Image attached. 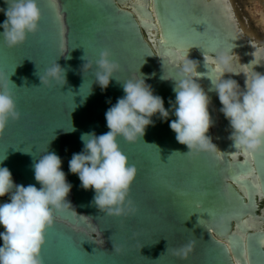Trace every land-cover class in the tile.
I'll list each match as a JSON object with an SVG mask.
<instances>
[{
	"label": "water",
	"instance_id": "obj_1",
	"mask_svg": "<svg viewBox=\"0 0 264 264\" xmlns=\"http://www.w3.org/2000/svg\"><path fill=\"white\" fill-rule=\"evenodd\" d=\"M37 3L42 18L35 34L12 48L0 35V74L13 83L21 113L0 134V167L11 171L15 184L40 188L34 162L47 152L61 158V170L72 185L71 205L55 213L40 254L43 264H264V206L257 213L264 201V152L248 156L234 148L232 129L208 78H215V52L234 47L239 58L235 70L244 72L251 68L246 65L254 58L251 53L261 49L222 1ZM7 7L0 0V9ZM5 19L0 11V24ZM105 49L120 65L114 76L121 83L112 79L102 90L94 72ZM187 52L204 74L198 83L210 97L213 126L207 135L216 152L181 154L189 149L169 126L176 119L169 103L175 102L176 59ZM87 62L92 67L82 68ZM55 63L65 69V84L42 83L37 72L43 76ZM254 70L264 74V64ZM140 76L163 98L170 115L167 120L153 116L154 123L134 143L118 137L121 151L137 169L128 197L136 211L107 215L93 204L94 190H84L69 171V160L83 150L82 133L109 131L106 111L124 96L122 83ZM231 78L244 88L243 73ZM5 202L8 196L0 197V204ZM189 241L195 246L187 259L173 255V249Z\"/></svg>",
	"mask_w": 264,
	"mask_h": 264
},
{
	"label": "clouds",
	"instance_id": "obj_2",
	"mask_svg": "<svg viewBox=\"0 0 264 264\" xmlns=\"http://www.w3.org/2000/svg\"><path fill=\"white\" fill-rule=\"evenodd\" d=\"M55 2L52 0V3ZM5 3L7 9H0L6 17L0 24L3 28L0 35L12 48L24 43L29 34L39 30L42 13L37 0H5ZM233 48L214 53L211 62L215 78H208L222 105L220 112L232 129L230 139L234 148L252 156L264 152V74L254 70L255 66L264 64L261 63L264 50L255 49L251 53L254 58L246 64L251 66L250 70L238 72L234 64L239 63V58L233 53ZM111 55L105 49L95 62V80L102 90L109 86L112 79L121 83L114 76L120 65L111 59ZM176 63L177 78L172 79L175 102L169 101L176 119L169 126L176 134V140L189 149L181 154L191 156L216 152V145L207 135L213 126L209 113L210 97L198 83L204 74L197 71L198 62L189 59L188 52L179 54ZM91 67L88 62L82 66ZM241 73L245 76L243 89L231 78V75ZM225 74H230L229 78L225 79ZM37 75L42 83L46 80L66 82L65 69L58 63L46 69L43 76L38 72ZM11 85L9 76L0 74V134L10 120L18 121L21 117ZM122 88L124 96L118 98L105 113L109 131L101 135L82 133L83 150L74 153L69 160V171L78 176L81 187L94 190L93 204L103 213L115 216L136 211L128 197L137 169L121 151L118 137L134 143L142 139L146 128L154 123L153 116L158 114L160 119L167 120L170 115L163 98L154 95L142 76L123 82ZM72 131H75L74 127ZM61 164V158L53 152H47L34 162V178L40 188L15 184L11 171L0 167V197L8 196V202L0 204V226L4 229L0 232L3 242L0 245V264H43L40 254L46 242V233L54 225L55 213L71 205L67 197L72 185L61 170ZM194 246L195 241H189L173 249V255L187 259Z\"/></svg>",
	"mask_w": 264,
	"mask_h": 264
},
{
	"label": "flooded vegetation",
	"instance_id": "obj_3",
	"mask_svg": "<svg viewBox=\"0 0 264 264\" xmlns=\"http://www.w3.org/2000/svg\"><path fill=\"white\" fill-rule=\"evenodd\" d=\"M223 7L229 11L230 16L235 21L236 24L242 29L245 28V32L249 33L252 39L256 42L259 49L264 50V23L261 21V14L259 9L256 10L253 6L248 5L249 0H221ZM245 1V3H244ZM262 1V7L264 9V0ZM250 3V2H249ZM244 5L247 7L244 8ZM263 11L264 14V10ZM254 29V31L250 30ZM257 213L259 214V209L264 206V201L260 200L258 203ZM0 245L2 241L0 240Z\"/></svg>",
	"mask_w": 264,
	"mask_h": 264
},
{
	"label": "rangeland",
	"instance_id": "obj_4",
	"mask_svg": "<svg viewBox=\"0 0 264 264\" xmlns=\"http://www.w3.org/2000/svg\"><path fill=\"white\" fill-rule=\"evenodd\" d=\"M249 2H247L248 5L250 4V6H248V7L251 8V6H253L254 9H256V10L259 9V12H260L261 17H262L263 11H261V10H264L262 7V3H261L262 1H260V0H249ZM244 3H245V1H244ZM245 7H247V5H244V8ZM250 30L254 31V29H252V28H250Z\"/></svg>",
	"mask_w": 264,
	"mask_h": 264
},
{
	"label": "bare ground",
	"instance_id": "obj_5",
	"mask_svg": "<svg viewBox=\"0 0 264 264\" xmlns=\"http://www.w3.org/2000/svg\"><path fill=\"white\" fill-rule=\"evenodd\" d=\"M261 21L264 23V15L262 14Z\"/></svg>",
	"mask_w": 264,
	"mask_h": 264
},
{
	"label": "snow or ice",
	"instance_id": "obj_6",
	"mask_svg": "<svg viewBox=\"0 0 264 264\" xmlns=\"http://www.w3.org/2000/svg\"><path fill=\"white\" fill-rule=\"evenodd\" d=\"M245 71H248L247 69H245Z\"/></svg>",
	"mask_w": 264,
	"mask_h": 264
}]
</instances>
